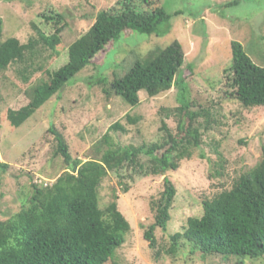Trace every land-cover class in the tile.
Here are the masks:
<instances>
[{"label":"rangeland","instance_id":"1","mask_svg":"<svg viewBox=\"0 0 264 264\" xmlns=\"http://www.w3.org/2000/svg\"><path fill=\"white\" fill-rule=\"evenodd\" d=\"M130 0H0L4 21L2 42L17 38L23 44L39 40L62 28L57 51L40 41L26 64L0 71V221H6L28 205L34 185H52L69 166L57 156L54 125L66 138L74 159H99L108 145L151 147L169 144L168 135L183 137V131L198 128L201 145L193 156L180 162L177 171L163 176L147 174L150 157L141 155L144 169L114 170L100 188V205L106 209L118 197L119 210L131 224L125 244L107 264H264V258L242 259L220 254L193 252L183 242L176 255L168 254L171 236L183 232L189 218L202 217L204 202L230 190L237 179L264 158V107L246 108L236 98L232 42H241L257 65L264 66V0H131L139 11L163 7L172 15L166 36L127 30L117 43H110L92 63L66 85L24 125H11L10 110H20L30 101L31 90L49 80V74L69 61V47L95 24L101 11H121ZM63 16L58 20L56 16ZM54 16L55 20L47 17ZM179 41L186 54L182 77L192 104L190 113L179 111V87L151 97L141 92V103L132 107L122 98L108 96L105 89L124 77L138 60L158 48ZM28 68L29 72L22 75ZM24 72V71H23ZM119 123L125 130L110 128ZM101 148V152L100 149ZM173 158V156L171 157ZM169 178L177 189L166 232L157 229L158 245L144 238L155 222L153 202Z\"/></svg>","mask_w":264,"mask_h":264},{"label":"trees","instance_id":"2","mask_svg":"<svg viewBox=\"0 0 264 264\" xmlns=\"http://www.w3.org/2000/svg\"><path fill=\"white\" fill-rule=\"evenodd\" d=\"M151 6L150 0H144ZM120 11H101L93 27L69 47V61L49 74V80L34 87L30 103L20 110H10L11 125L19 128L66 85L78 77L110 43H117L130 30L145 35L166 36L170 32L172 15L163 7L139 11L131 0ZM63 20V16H56ZM55 20L54 16L47 17ZM62 28L47 36L38 30L39 40L23 44L17 38L2 42L4 21L0 17V71L12 65L28 63L35 47L44 42L56 50L61 43ZM57 51V50H56ZM236 98L246 108L264 107V66L257 65L241 42H232ZM186 54L179 41L166 48H158L146 59L138 60L124 77L115 79L105 89L108 96L122 98L128 105L141 103L140 93L151 97L179 87L180 112L190 113L192 104L189 88L182 77ZM27 68L22 75L29 72ZM194 117L209 116L205 111ZM125 130L119 123L110 131ZM57 143L56 154L65 159L68 170L54 184L34 185L33 195L19 213L0 221V264H107L126 242L131 224L119 210L118 197L106 208L100 205V188L114 170L141 168V155L150 157L147 174L163 176L177 171L180 162L193 156V149L201 145L198 128L183 131L179 138L171 133L169 144L145 147L114 146L106 134L108 145L99 159H74L65 136L53 125L49 130ZM101 152V148L99 149ZM173 156V158H171ZM8 164L0 161V170ZM177 189L169 178L160 198L153 202L155 222L144 234L150 247L158 245L157 229L166 232L172 215ZM190 242L193 252L203 255L220 254L242 259L264 258V158L253 169L237 179L230 190L204 202L202 217L189 218L183 232L171 236L170 255H176L183 242ZM244 264V262H240Z\"/></svg>","mask_w":264,"mask_h":264}]
</instances>
